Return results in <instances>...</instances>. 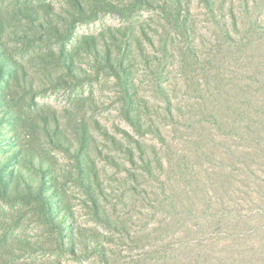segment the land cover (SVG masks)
I'll return each mask as SVG.
<instances>
[{
	"label": "rangeland",
	"instance_id": "374dc122",
	"mask_svg": "<svg viewBox=\"0 0 264 264\" xmlns=\"http://www.w3.org/2000/svg\"><path fill=\"white\" fill-rule=\"evenodd\" d=\"M18 1L0 0V6L7 12ZM29 1L59 24L70 17L66 0ZM185 1L195 62L183 61L184 38L149 4L100 9L76 21L68 38L31 39L11 22L19 30L8 45L34 83L38 105L54 110L69 131L78 117L90 126L97 197L109 221L93 212L76 182L65 183L75 231L97 240L105 260L91 249H58L55 232L29 205L3 204L0 254L9 264H264V0H224L221 22L232 40L201 0ZM85 36L96 37L100 52L124 58L120 72L132 78L144 120L163 139L148 128L135 130L122 116L119 81L79 45ZM74 40L78 64L91 76L57 84L58 50ZM157 70L170 90L174 120L156 90ZM133 140L143 144L148 168L129 160ZM52 154L69 168L66 156Z\"/></svg>",
	"mask_w": 264,
	"mask_h": 264
},
{
	"label": "trees",
	"instance_id": "16d2710c",
	"mask_svg": "<svg viewBox=\"0 0 264 264\" xmlns=\"http://www.w3.org/2000/svg\"><path fill=\"white\" fill-rule=\"evenodd\" d=\"M66 1L70 17L63 19V24L40 15L29 0L16 2L7 12L0 6V210L3 204H27L55 232L54 243L58 249L69 253L91 249L106 260L104 247L97 240L75 231L74 213L66 202L64 190L68 180L76 182L89 199L93 212L102 220L109 221L100 210L97 197L99 175L91 154L93 136L90 126L83 117H78L74 118L72 130L69 131L63 127L54 110L38 105L35 101L34 83L24 64L16 58L8 45L10 34L18 33L19 30L18 27H11V22L25 28L24 36L31 39L42 38L44 35L68 38L73 34L76 21L94 17L100 9L124 12L149 4L160 8L166 15L170 28L184 38L183 61L186 62L187 59L195 62L199 59L194 50L192 25L188 22L189 10L185 0ZM201 1L213 16L218 17L222 35L232 40L228 29L221 22L224 0ZM242 1L248 4V0ZM230 12L232 15V10ZM233 24L235 25L234 22ZM255 24L254 21L251 25ZM261 30L264 32V27ZM129 42L130 37L126 39L125 45ZM77 43L79 42L74 40L67 46L62 44L58 50L60 74L54 78L57 84L81 82L91 76L78 64ZM81 44L94 61L99 62L100 58L99 63L117 77L122 92V116L126 121L135 130L148 128L161 138L163 135L159 128L147 123L140 112V102L132 78L126 72H120L125 68L124 58L114 57L109 49L100 52L96 37L93 36L83 37L79 45ZM162 50L167 52L166 42L162 43ZM159 69L163 71L162 68ZM158 74L157 70L156 90L166 101V114L174 120L175 107L170 98V90ZM29 98L32 104L24 106L23 102ZM133 141L135 148L128 150L129 160L135 162L136 157L144 168H148L149 161L143 144L138 140ZM53 151L61 152L70 160L69 168L61 167L58 158L52 154ZM0 264H9L1 254Z\"/></svg>",
	"mask_w": 264,
	"mask_h": 264
}]
</instances>
